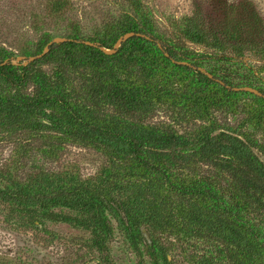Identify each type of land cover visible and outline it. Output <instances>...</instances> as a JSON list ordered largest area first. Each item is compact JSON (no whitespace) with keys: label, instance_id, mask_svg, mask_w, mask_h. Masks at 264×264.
Returning <instances> with one entry per match:
<instances>
[{"label":"trees","instance_id":"16d2710c","mask_svg":"<svg viewBox=\"0 0 264 264\" xmlns=\"http://www.w3.org/2000/svg\"><path fill=\"white\" fill-rule=\"evenodd\" d=\"M126 1L134 15L100 33L73 28L56 42L41 32L25 64L0 49V143L24 138L15 147L24 164L0 168V207L39 231L48 222L88 232L105 258L113 216L137 264L140 245L152 264H264V84L234 82L232 69L201 72L214 53L161 40L140 0ZM179 32L192 45L264 60V21L248 0L194 4ZM161 108L172 122H144ZM218 114L236 124L221 126ZM179 122L201 125L188 137ZM65 145L99 152L100 176L51 170Z\"/></svg>","mask_w":264,"mask_h":264},{"label":"rangeland","instance_id":"374dc122","mask_svg":"<svg viewBox=\"0 0 264 264\" xmlns=\"http://www.w3.org/2000/svg\"><path fill=\"white\" fill-rule=\"evenodd\" d=\"M236 2L237 0H228ZM264 21V0H248ZM143 12L152 20L154 32L161 40L183 46L197 56L201 53L215 54L212 58L200 59L198 68L203 73L214 72L217 75L232 69L234 82H244L246 78H255L264 84V60L257 55L245 53L236 57L232 53H218L204 46H196L184 41L180 27L185 18L192 14L194 4L204 9L206 0H140ZM57 6L59 10L53 12ZM126 0H0V49L11 54L13 65L25 64V58L33 51L41 32H48L54 41L77 28L81 36L100 33L105 23L116 22L123 14H133ZM227 56L229 60H222ZM223 57V58H222ZM210 75V74H209ZM254 93L251 88L239 87V90ZM172 113L161 108L150 113L145 123L172 122ZM221 126H233L236 121L218 114ZM201 123H182L173 126L182 134L191 137L197 133ZM22 136L4 140L0 143V168L4 172L12 171L24 159L15 154V147ZM37 144V141L34 142ZM56 172H74L82 181L97 178L106 167L105 158L97 151L74 145H65L58 156L49 165ZM17 171V170H16ZM22 176H24L22 174ZM2 185L0 184V187ZM6 206L0 207V264H137L138 257L128 235L118 227V222L109 216L113 228L109 255L105 258L90 248L91 236L88 232L72 228L65 224L45 223L42 231L29 227L19 218L12 217ZM66 213V211L61 210ZM207 244L193 242L199 254L206 251ZM144 264L151 260L139 246ZM173 259L179 260L178 253L172 252Z\"/></svg>","mask_w":264,"mask_h":264}]
</instances>
